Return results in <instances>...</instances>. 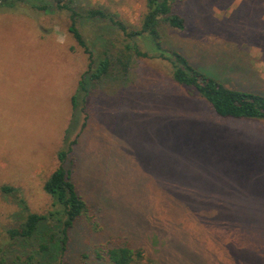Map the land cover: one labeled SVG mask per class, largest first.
Segmentation results:
<instances>
[{
  "label": "rangeland",
  "instance_id": "374dc122",
  "mask_svg": "<svg viewBox=\"0 0 264 264\" xmlns=\"http://www.w3.org/2000/svg\"><path fill=\"white\" fill-rule=\"evenodd\" d=\"M66 2L68 0H65ZM140 28L147 0H74ZM33 3L44 7L35 8ZM181 31L162 24L164 46L226 87L264 95V0H176ZM52 0L0 11V259L4 264H108L99 250L128 241L155 264H264V121L223 118L148 38L132 59L89 86L88 119L72 155L73 180L90 211L64 247L49 220L11 238L29 213L59 209L44 191L89 58ZM95 60L129 42L108 21L78 19ZM74 138V137H73ZM4 185L20 189L27 208ZM58 218V216L56 215ZM47 245L48 248L44 249Z\"/></svg>",
  "mask_w": 264,
  "mask_h": 264
},
{
  "label": "trees",
  "instance_id": "16d2710c",
  "mask_svg": "<svg viewBox=\"0 0 264 264\" xmlns=\"http://www.w3.org/2000/svg\"><path fill=\"white\" fill-rule=\"evenodd\" d=\"M52 1L55 2L58 10L70 13L69 32L88 55L90 62L71 98L72 115L64 134V146L57 154L59 166L43 186L44 191L52 197L53 205L58 206L59 209L47 215L29 213L26 220L18 228L10 230L9 233L11 238L29 239L35 235L42 223L55 220L62 222L63 227L58 231V234L52 233L51 242L55 241L59 235L64 247H66L70 240V231L90 211L89 204L82 198L73 180L72 168L66 166L68 162L73 166L72 155L75 146L80 134L87 126L89 86L92 83L101 82L104 77L111 73L113 68H117L123 74L129 73L132 59L135 56L151 57L140 49L136 44V39L148 38L159 52L154 57L171 63L175 82L191 87L198 92L204 100L212 105L220 117L264 121V95L228 88L216 78L198 70L180 51L165 48L162 24H167L181 31L186 29L185 18L174 10L173 6L176 0H147V11L138 29L131 28L123 20L100 7H92L85 14H82L75 9L74 0L67 2L65 0ZM24 2L25 0H0V11L15 10ZM32 6L39 9L44 8L36 3H33ZM80 17L108 21L118 28L125 36V40L129 41L125 45V49L115 53L108 48L101 53L98 60H95L90 45L78 27ZM2 191L5 194L15 196L18 202L28 209L25 199L20 196V189L11 185H4ZM47 248L48 246L45 245L44 249ZM99 251L103 252L104 255L98 253V257L105 259L108 264H155L151 258L145 256L142 248H133L128 241ZM0 264H4L3 259H0Z\"/></svg>",
  "mask_w": 264,
  "mask_h": 264
}]
</instances>
